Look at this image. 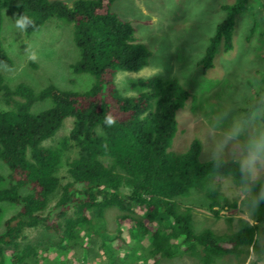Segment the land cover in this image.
<instances>
[{
    "label": "trees",
    "instance_id": "trees-1",
    "mask_svg": "<svg viewBox=\"0 0 264 264\" xmlns=\"http://www.w3.org/2000/svg\"><path fill=\"white\" fill-rule=\"evenodd\" d=\"M116 0H74L70 5L50 0H0V69L13 60L2 38L3 12L14 21L21 14L32 23L26 37L39 32L50 19L69 26L78 57L70 68L93 81L84 91L63 90L53 84L35 90L25 83L9 86L0 72V161L7 167V185L0 177L2 204L18 207L0 231V264H24L36 250L23 245L26 229L41 226L60 241L81 238L104 228V211L116 207L123 227L110 241L120 249L123 231L139 238V255L146 264L187 255L198 264H216L225 256L238 258L251 248L256 264L264 256V185L235 160L199 159L201 145L193 140L181 154L169 151L176 134V113L191 97L175 79L152 76L132 84L136 96H123L114 84L117 72H138L150 51L134 40L130 23L113 11ZM247 0L222 6L226 17L217 24L199 65L212 67L217 48L231 49L235 17ZM50 106L37 113V103ZM249 112V111H247ZM111 118L112 123L108 122ZM68 134L56 147H46L66 120ZM66 181L58 176L65 151ZM229 177L243 194L241 201L254 224L238 221V228L218 236L210 229L197 232L191 210L177 200L203 192L210 206L218 205L214 178ZM126 189V191H123ZM57 193L52 205L51 199ZM235 206V203L232 204ZM99 231V230H98ZM121 253V252H120Z\"/></svg>",
    "mask_w": 264,
    "mask_h": 264
},
{
    "label": "rangeland",
    "instance_id": "rangeland-1",
    "mask_svg": "<svg viewBox=\"0 0 264 264\" xmlns=\"http://www.w3.org/2000/svg\"><path fill=\"white\" fill-rule=\"evenodd\" d=\"M71 4L74 0H50ZM235 0H116L112 11L130 23L134 40L151 53L147 65L138 72H117L114 84L126 97L138 95L132 86L139 79L152 76L177 80L191 95L176 113L177 130L169 151L185 152L193 140L201 145L199 159L215 158L238 161L253 179L264 185V0H247L235 17L231 32L232 46L228 51L217 48L212 67L203 70L199 61L204 56L209 38L226 17L222 6ZM2 38L13 60L9 71L0 69L5 81L14 87L25 83L35 90L53 84L63 90L84 91L93 79L87 74H74L71 64L78 57L71 29L50 19L42 30L26 37L16 26L12 15L3 12ZM32 53L37 59L31 60ZM50 106L49 101L37 103V113ZM8 107L0 100V110ZM249 111V112H247ZM71 120L64 122L56 135L43 143L56 147L68 134ZM74 151H65L58 169L66 181L67 163ZM8 169L0 161L1 186L7 185ZM209 186L218 192V205L210 206L203 192L193 191L177 203L191 210L197 232L212 230L223 236L238 228V221L254 224L241 201L243 194L229 177L214 178ZM123 191H126L124 189ZM57 199L55 193L50 205ZM235 203V206L232 204ZM0 231L4 221L18 207L2 204ZM123 213L116 207L104 211V228L81 238L60 241L58 236L38 226L26 229L23 245L36 250V257L24 264H146L139 255V238L133 231H123L120 249L110 241L120 228ZM99 230V231H98ZM264 244V236H258ZM121 252V253H120ZM255 255L244 249L238 258L225 256L216 264H251ZM158 264H198L187 255L161 259ZM256 264H264V256Z\"/></svg>",
    "mask_w": 264,
    "mask_h": 264
},
{
    "label": "clouds",
    "instance_id": "clouds-1",
    "mask_svg": "<svg viewBox=\"0 0 264 264\" xmlns=\"http://www.w3.org/2000/svg\"><path fill=\"white\" fill-rule=\"evenodd\" d=\"M15 22H16V26H17L19 29H21V30L26 29L27 26H29V25L32 23V21H31L27 16H25V15H23V14H21V15L19 16V18L16 19ZM29 58H30L31 60H33V61H35V60L37 59L35 53H32V54L30 55ZM108 122H109V123H112L111 118H108Z\"/></svg>",
    "mask_w": 264,
    "mask_h": 264
}]
</instances>
